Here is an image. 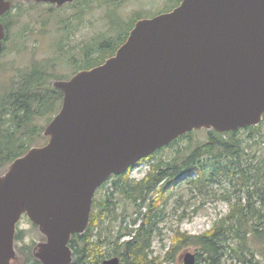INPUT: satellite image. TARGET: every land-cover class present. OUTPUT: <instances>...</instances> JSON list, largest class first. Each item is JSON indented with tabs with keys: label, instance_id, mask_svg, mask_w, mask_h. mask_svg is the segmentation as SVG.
Instances as JSON below:
<instances>
[{
	"label": "water",
	"instance_id": "1",
	"mask_svg": "<svg viewBox=\"0 0 264 264\" xmlns=\"http://www.w3.org/2000/svg\"><path fill=\"white\" fill-rule=\"evenodd\" d=\"M61 6L74 0H37ZM0 0V17L11 8ZM5 37L0 22V52ZM61 106L46 144L0 175V264L16 258L26 215L45 241L41 264H69L70 236L83 233L96 189L111 175L202 128L257 125L264 113V0H182L138 19L102 64L55 80ZM102 264H129L116 256ZM177 264H196L187 251Z\"/></svg>",
	"mask_w": 264,
	"mask_h": 264
},
{
	"label": "trees",
	"instance_id": "2",
	"mask_svg": "<svg viewBox=\"0 0 264 264\" xmlns=\"http://www.w3.org/2000/svg\"><path fill=\"white\" fill-rule=\"evenodd\" d=\"M11 1V8L0 17L5 30L1 51L8 38L12 9L17 10V15L21 10L17 0ZM76 1L72 3L75 8ZM170 1L165 9L153 12L150 17L170 11L181 2ZM106 2H112L114 6L119 3L114 0ZM107 17L112 34L99 33L90 43L81 45L83 63L76 66L72 75L81 69L100 65L114 55L135 22L143 18L139 12L128 21H120L112 11ZM58 44V52H63V45ZM54 64L51 59H34L17 77L0 83V173L4 174L17 158L33 147L46 144L49 139L44 130L59 110L63 95L53 82L71 77L53 75ZM200 134H204V141L200 140ZM263 136L264 113L257 125L234 131L191 130L141 158L125 172L111 175L97 188L98 191L111 181L107 195L93 197L84 232L70 236L68 245L72 250V261L69 264H102L104 259L112 256L124 263L152 264L149 255L157 224L163 218L174 188L185 179H189L200 192L210 183L221 184L228 179L243 191L244 201L243 196L233 201L228 196L229 212L204 233L191 235L174 230L173 247L182 244L196 246V257L204 259L206 264H262L256 258V254L261 253L256 246L264 242V224L261 226L264 218V156L256 146ZM165 149H173L174 154L158 160L157 154ZM143 161L149 163L146 174L139 180L130 178V170ZM115 192L134 209L129 221L126 213L121 214L118 229L110 240L107 236L110 230L106 231L108 226L105 223L113 210ZM125 236L129 238L120 241ZM21 239V235L15 233L14 243ZM14 246L18 254L22 253L20 247ZM104 246L112 247L114 253L106 252ZM31 261L26 264H41L37 259Z\"/></svg>",
	"mask_w": 264,
	"mask_h": 264
},
{
	"label": "rangeland",
	"instance_id": "3",
	"mask_svg": "<svg viewBox=\"0 0 264 264\" xmlns=\"http://www.w3.org/2000/svg\"><path fill=\"white\" fill-rule=\"evenodd\" d=\"M77 1L75 8L72 4L74 2L57 6L54 3L37 0H17L21 10L17 15V10L12 9L8 38L4 49L0 52V83L17 77L34 59H51L55 63L51 70L53 75L72 76L76 66H81L83 63L81 45L90 43L99 33L112 34L107 17L110 11L120 21H128L139 12H142L143 18H148L153 12L165 9V6L171 2L170 0H114L116 3L119 1L114 6V3L106 2L111 0H87L86 4ZM64 24L67 27H64L66 26ZM59 42L63 45V52L60 53ZM199 138L204 141V134H200ZM261 140L256 149L264 156V136ZM172 154H174L173 149H165L157 154V159H168ZM148 170L149 163L143 161L130 170L129 177L139 180ZM110 184L111 181L102 189L96 190L95 195L99 198L107 195L106 190ZM228 196L231 201L243 196V191L228 179L223 180L221 184H208L203 192L191 184L189 179L177 185L153 235L149 255L152 264H177L181 261V255L187 251L195 254L196 264H206L204 259L196 257L198 252L196 246L182 244L178 248L173 247L174 230L191 235L206 232L229 212V201L226 199ZM242 199L244 201V196ZM113 202L111 216L105 223L108 226L106 231L110 230L107 235L110 240H113L118 229L121 214L126 213V220L129 221L134 209L118 192L114 193ZM263 224L264 218L261 226ZM15 233H19L22 237L20 241L14 243L22 249V253L18 254L16 250V258L11 264H26L35 260V248L37 244L45 241V236L26 215L20 217ZM127 238L129 236L121 238L120 241ZM256 247L261 252L256 254V258L264 264V242H260ZM103 248L106 252L114 253L112 247Z\"/></svg>",
	"mask_w": 264,
	"mask_h": 264
}]
</instances>
